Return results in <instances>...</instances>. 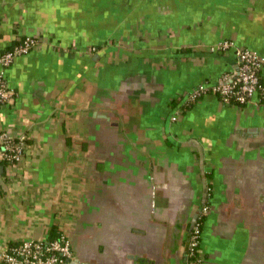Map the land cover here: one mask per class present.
I'll use <instances>...</instances> for the list:
<instances>
[{
    "label": "crops",
    "instance_id": "obj_1",
    "mask_svg": "<svg viewBox=\"0 0 264 264\" xmlns=\"http://www.w3.org/2000/svg\"><path fill=\"white\" fill-rule=\"evenodd\" d=\"M25 37L0 107L28 137L0 166V249L63 236L83 264H186L207 205L205 263L264 264V105L209 93L171 121L236 71L220 43L264 58V0H0V54Z\"/></svg>",
    "mask_w": 264,
    "mask_h": 264
},
{
    "label": "built area",
    "instance_id": "obj_2",
    "mask_svg": "<svg viewBox=\"0 0 264 264\" xmlns=\"http://www.w3.org/2000/svg\"><path fill=\"white\" fill-rule=\"evenodd\" d=\"M38 37H25L10 50L0 54V107L6 106L15 97V92L6 81V69L14 61L32 52L39 44ZM218 50H233L237 69L232 74L224 75L214 85L203 83L188 92L184 105L176 109L171 117L175 122L183 114L184 107L195 104L203 96L212 93L218 95L226 105L246 106L255 98L260 101L264 96V58L249 49L238 47L231 41H223ZM258 103V102H257ZM28 137L24 133L0 130V166H14L24 159ZM2 179L0 177V189ZM210 211L209 206L200 208L199 215L193 223L187 244L186 264H206L201 251L202 219ZM74 261L73 248L69 240L61 236L51 241L27 239L19 244L0 249V264H68Z\"/></svg>",
    "mask_w": 264,
    "mask_h": 264
},
{
    "label": "trees",
    "instance_id": "obj_3",
    "mask_svg": "<svg viewBox=\"0 0 264 264\" xmlns=\"http://www.w3.org/2000/svg\"><path fill=\"white\" fill-rule=\"evenodd\" d=\"M263 76H261V79H260V81L263 83ZM260 102H261V104H263L264 105V96H262V95H260ZM192 105H194V104H192ZM241 107H244V106H241ZM191 108V105L190 106H185L184 107V112L185 111H187V110H189Z\"/></svg>",
    "mask_w": 264,
    "mask_h": 264
},
{
    "label": "water",
    "instance_id": "obj_4",
    "mask_svg": "<svg viewBox=\"0 0 264 264\" xmlns=\"http://www.w3.org/2000/svg\"><path fill=\"white\" fill-rule=\"evenodd\" d=\"M0 170H1V168H0ZM68 264H83V263L80 261H73V262H69Z\"/></svg>",
    "mask_w": 264,
    "mask_h": 264
}]
</instances>
